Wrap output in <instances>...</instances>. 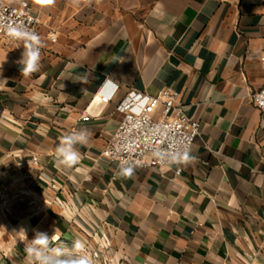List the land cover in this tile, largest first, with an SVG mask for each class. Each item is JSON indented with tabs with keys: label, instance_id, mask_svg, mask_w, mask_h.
I'll use <instances>...</instances> for the list:
<instances>
[{
	"label": "crops",
	"instance_id": "1",
	"mask_svg": "<svg viewBox=\"0 0 264 264\" xmlns=\"http://www.w3.org/2000/svg\"><path fill=\"white\" fill-rule=\"evenodd\" d=\"M26 1L44 51L24 76L22 43L0 37V176L22 198L0 209V264H25L21 229L64 255L80 240L98 264H264V112L250 102L264 85V0ZM164 88L201 124L183 174L122 176L101 157L118 105ZM78 130L88 140L68 168L55 149Z\"/></svg>",
	"mask_w": 264,
	"mask_h": 264
},
{
	"label": "built area",
	"instance_id": "2",
	"mask_svg": "<svg viewBox=\"0 0 264 264\" xmlns=\"http://www.w3.org/2000/svg\"><path fill=\"white\" fill-rule=\"evenodd\" d=\"M38 25L39 21L26 0L17 4L0 0L1 38L23 43L17 35L18 30L38 34ZM51 40L56 41L55 33H52ZM43 51L41 47V55ZM262 62L264 64V57ZM117 90L118 86L114 85L108 93L101 94L100 109L89 108L82 116V121L88 122L98 117ZM178 98L179 93L171 88L162 89L156 96L131 90L118 105L122 120L102 150L101 157L119 168H168L174 178L180 177L200 133L201 124L191 120L177 106ZM250 102L264 112V85L250 95ZM30 165L37 166V158H33ZM21 200L20 194L13 193L11 184L0 176V209L9 211ZM86 257L91 263L98 264L96 256L92 259Z\"/></svg>",
	"mask_w": 264,
	"mask_h": 264
},
{
	"label": "clouds",
	"instance_id": "3",
	"mask_svg": "<svg viewBox=\"0 0 264 264\" xmlns=\"http://www.w3.org/2000/svg\"><path fill=\"white\" fill-rule=\"evenodd\" d=\"M38 3L44 6H53L56 0H38ZM17 35L23 40L22 45L24 50L18 61L22 66V75L31 76L34 73H39L41 70L42 47L40 36L35 32L24 30H18ZM88 135L86 130H78L62 137L55 149L57 162L68 168L79 164L80 153L75 145L87 143ZM119 174L126 177L131 176L133 174L132 166H122ZM21 231L25 233V239L28 241L24 248L26 253L25 264H52L53 258H58L57 253L59 255H64L63 249L56 248L55 251H53L51 237L47 234L37 232L34 238L29 241L26 232L23 229H21ZM84 247L85 245L82 241H74L73 250L79 254V258L74 262L61 261L60 264H91V261L86 256L81 255Z\"/></svg>",
	"mask_w": 264,
	"mask_h": 264
},
{
	"label": "rangeland",
	"instance_id": "4",
	"mask_svg": "<svg viewBox=\"0 0 264 264\" xmlns=\"http://www.w3.org/2000/svg\"><path fill=\"white\" fill-rule=\"evenodd\" d=\"M58 258H53V263L52 264H60L61 261H71L74 262L79 258V255L76 253H70L66 255H57ZM95 264V263H91Z\"/></svg>",
	"mask_w": 264,
	"mask_h": 264
}]
</instances>
